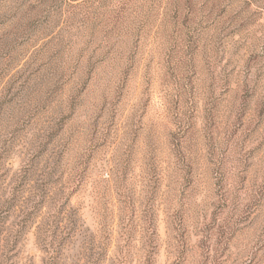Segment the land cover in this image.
I'll use <instances>...</instances> for the list:
<instances>
[{"label": "rangeland", "instance_id": "rangeland-1", "mask_svg": "<svg viewBox=\"0 0 264 264\" xmlns=\"http://www.w3.org/2000/svg\"><path fill=\"white\" fill-rule=\"evenodd\" d=\"M0 264H264V0H0Z\"/></svg>", "mask_w": 264, "mask_h": 264}]
</instances>
